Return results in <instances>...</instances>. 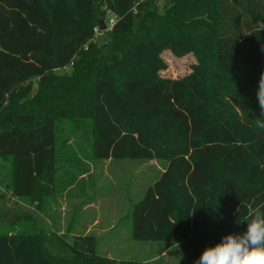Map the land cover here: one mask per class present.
Masks as SVG:
<instances>
[{
	"label": "trees",
	"instance_id": "1",
	"mask_svg": "<svg viewBox=\"0 0 264 264\" xmlns=\"http://www.w3.org/2000/svg\"><path fill=\"white\" fill-rule=\"evenodd\" d=\"M108 14L115 23L98 43ZM261 22L264 0H0V161L12 196L39 204L55 195L58 126L68 121L87 125L96 160L166 162L130 202L134 241L180 244L177 264H195L243 234L264 213ZM156 43L209 47L210 64L197 57L190 76L157 78L147 70ZM97 243L3 233L0 264H141L101 257Z\"/></svg>",
	"mask_w": 264,
	"mask_h": 264
},
{
	"label": "rangeland",
	"instance_id": "2",
	"mask_svg": "<svg viewBox=\"0 0 264 264\" xmlns=\"http://www.w3.org/2000/svg\"><path fill=\"white\" fill-rule=\"evenodd\" d=\"M164 1L157 0L160 8ZM111 19L116 20L108 14L105 24ZM106 40L107 35L97 28L94 41ZM161 44L165 45H153L158 54L147 69L151 74L156 73L157 78L173 80L190 76L199 66L197 57L210 64L209 47L194 45L196 54H193L188 46ZM136 49L144 51L141 46ZM70 70L68 66L57 73ZM33 81L32 93H35ZM89 132L87 125L76 128L71 122H60L55 195L39 204L12 196L8 189L10 165L0 161V234H31L42 229L49 235L67 239L92 235L97 239V254L101 257L118 262L177 264L182 258V245L136 242L131 236V220L124 218L130 202L143 198L145 191L160 177L166 162L96 160Z\"/></svg>",
	"mask_w": 264,
	"mask_h": 264
},
{
	"label": "clouds",
	"instance_id": "3",
	"mask_svg": "<svg viewBox=\"0 0 264 264\" xmlns=\"http://www.w3.org/2000/svg\"><path fill=\"white\" fill-rule=\"evenodd\" d=\"M260 28L264 29V22ZM257 97L264 117V73L259 79ZM255 126L264 130V118L257 119ZM195 264H264V213L257 208L243 234L223 237L221 243L207 248Z\"/></svg>",
	"mask_w": 264,
	"mask_h": 264
},
{
	"label": "water",
	"instance_id": "4",
	"mask_svg": "<svg viewBox=\"0 0 264 264\" xmlns=\"http://www.w3.org/2000/svg\"><path fill=\"white\" fill-rule=\"evenodd\" d=\"M105 29H106L105 21H103V20L99 21V23H98V30L100 32H103V31H105Z\"/></svg>",
	"mask_w": 264,
	"mask_h": 264
},
{
	"label": "built area",
	"instance_id": "5",
	"mask_svg": "<svg viewBox=\"0 0 264 264\" xmlns=\"http://www.w3.org/2000/svg\"><path fill=\"white\" fill-rule=\"evenodd\" d=\"M114 23H115V20H110L109 22H108V25H106V27H108V29H110L113 25H114Z\"/></svg>",
	"mask_w": 264,
	"mask_h": 264
},
{
	"label": "crops",
	"instance_id": "6",
	"mask_svg": "<svg viewBox=\"0 0 264 264\" xmlns=\"http://www.w3.org/2000/svg\"><path fill=\"white\" fill-rule=\"evenodd\" d=\"M160 256H162V255H160ZM156 259V258H155Z\"/></svg>",
	"mask_w": 264,
	"mask_h": 264
}]
</instances>
